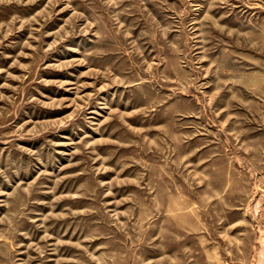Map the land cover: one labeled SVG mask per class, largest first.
I'll use <instances>...</instances> for the list:
<instances>
[{
    "label": "rangeland",
    "instance_id": "374dc122",
    "mask_svg": "<svg viewBox=\"0 0 264 264\" xmlns=\"http://www.w3.org/2000/svg\"><path fill=\"white\" fill-rule=\"evenodd\" d=\"M0 264H264V0H0Z\"/></svg>",
    "mask_w": 264,
    "mask_h": 264
}]
</instances>
